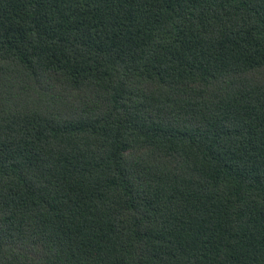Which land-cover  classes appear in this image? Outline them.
<instances>
[{
    "label": "trees",
    "instance_id": "trees-1",
    "mask_svg": "<svg viewBox=\"0 0 264 264\" xmlns=\"http://www.w3.org/2000/svg\"><path fill=\"white\" fill-rule=\"evenodd\" d=\"M0 264H264V0H0Z\"/></svg>",
    "mask_w": 264,
    "mask_h": 264
}]
</instances>
